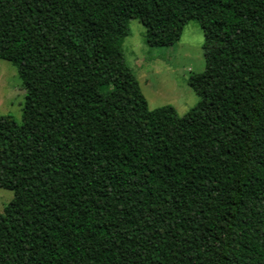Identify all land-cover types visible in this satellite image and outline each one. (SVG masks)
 <instances>
[{
	"label": "trees",
	"instance_id": "trees-1",
	"mask_svg": "<svg viewBox=\"0 0 264 264\" xmlns=\"http://www.w3.org/2000/svg\"><path fill=\"white\" fill-rule=\"evenodd\" d=\"M202 31L197 103L149 109L119 42ZM0 264H264V0H0Z\"/></svg>",
	"mask_w": 264,
	"mask_h": 264
},
{
	"label": "rangeland",
	"instance_id": "rangeland-1",
	"mask_svg": "<svg viewBox=\"0 0 264 264\" xmlns=\"http://www.w3.org/2000/svg\"><path fill=\"white\" fill-rule=\"evenodd\" d=\"M128 33L119 42L122 57L138 82L149 109L169 105L183 115L198 101L187 85L189 74L202 71V31L196 21L184 25L179 39L168 46L150 47L145 43L144 28L136 19L127 22ZM23 89L15 67L0 59V115L20 119ZM12 192L0 187V212Z\"/></svg>",
	"mask_w": 264,
	"mask_h": 264
}]
</instances>
